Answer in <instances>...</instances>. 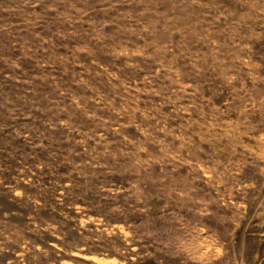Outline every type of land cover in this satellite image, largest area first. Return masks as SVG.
<instances>
[{
    "label": "rangeland",
    "instance_id": "1",
    "mask_svg": "<svg viewBox=\"0 0 264 264\" xmlns=\"http://www.w3.org/2000/svg\"><path fill=\"white\" fill-rule=\"evenodd\" d=\"M0 264H264V0H0Z\"/></svg>",
    "mask_w": 264,
    "mask_h": 264
}]
</instances>
